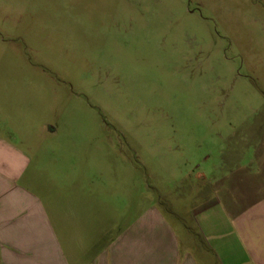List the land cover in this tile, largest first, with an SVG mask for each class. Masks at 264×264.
<instances>
[{"label":"rangeland","instance_id":"rangeland-1","mask_svg":"<svg viewBox=\"0 0 264 264\" xmlns=\"http://www.w3.org/2000/svg\"><path fill=\"white\" fill-rule=\"evenodd\" d=\"M2 121L75 159L109 236L156 207L187 240L262 148L264 0H0Z\"/></svg>","mask_w":264,"mask_h":264},{"label":"crops","instance_id":"crops-1","mask_svg":"<svg viewBox=\"0 0 264 264\" xmlns=\"http://www.w3.org/2000/svg\"><path fill=\"white\" fill-rule=\"evenodd\" d=\"M55 148L27 147L0 122V264H264V141L244 163L214 166V201L187 240L156 207L109 236L85 175Z\"/></svg>","mask_w":264,"mask_h":264}]
</instances>
